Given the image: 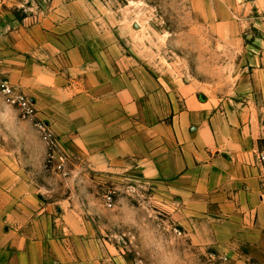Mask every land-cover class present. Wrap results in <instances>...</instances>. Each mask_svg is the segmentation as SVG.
Returning a JSON list of instances; mask_svg holds the SVG:
<instances>
[{"label": "rangeland", "instance_id": "374dc122", "mask_svg": "<svg viewBox=\"0 0 264 264\" xmlns=\"http://www.w3.org/2000/svg\"><path fill=\"white\" fill-rule=\"evenodd\" d=\"M0 58L36 108L0 92V264H262L152 171L180 134L248 126L264 152V0H0ZM38 63L55 87L22 85Z\"/></svg>", "mask_w": 264, "mask_h": 264}, {"label": "crops", "instance_id": "0c3cea01", "mask_svg": "<svg viewBox=\"0 0 264 264\" xmlns=\"http://www.w3.org/2000/svg\"><path fill=\"white\" fill-rule=\"evenodd\" d=\"M36 46L39 48L38 43ZM26 47L30 49L31 44ZM72 49H68L69 55L77 52ZM26 70L28 68L24 69L21 82L27 88L44 90L57 85L56 75L42 64L38 63L32 72L24 75ZM190 103L193 110L198 108L194 100ZM179 137L180 144L170 143L171 150L166 149L164 158L155 156V165L163 161L164 171L156 167L152 173L177 183L176 190L187 207L196 205L194 212L203 213L204 217L211 212L220 214L219 219L227 225L226 236L231 238L235 234L239 242L253 246L257 251L255 259L264 264V198L253 156L256 139L250 128L240 126L222 135L205 131L192 134L190 138L182 134ZM178 145L181 146L179 157L174 156ZM116 150L117 156L129 153L124 141L119 142ZM130 154L135 153L125 155ZM100 157H104L103 163L109 162L106 153H101ZM61 255L58 264H101L93 261L90 254Z\"/></svg>", "mask_w": 264, "mask_h": 264}, {"label": "built area", "instance_id": "2783aa9c", "mask_svg": "<svg viewBox=\"0 0 264 264\" xmlns=\"http://www.w3.org/2000/svg\"><path fill=\"white\" fill-rule=\"evenodd\" d=\"M0 92L7 102L13 106L18 107L23 115L28 118H34L36 115V108L33 101L25 93L21 92L16 88L10 80L7 78L3 71V62L0 58ZM39 130L43 136V141L50 147L53 151L51 156L52 160L56 158L60 159L59 168L64 166V158L61 155H57V150L59 148V143L55 137L53 131L45 123L39 124ZM60 156V157H59ZM257 162L255 167L259 170L258 177H260V186L262 191V198H264V152H259L256 156ZM111 200V198H109ZM111 204V202H109ZM111 206V205H109Z\"/></svg>", "mask_w": 264, "mask_h": 264}]
</instances>
